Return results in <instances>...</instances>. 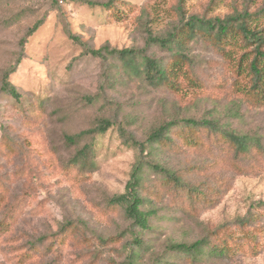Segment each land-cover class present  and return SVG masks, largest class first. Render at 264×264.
<instances>
[{"label": "rangeland", "instance_id": "rangeland-1", "mask_svg": "<svg viewBox=\"0 0 264 264\" xmlns=\"http://www.w3.org/2000/svg\"><path fill=\"white\" fill-rule=\"evenodd\" d=\"M92 1L0 0V264H264V103L246 93L257 44L239 36L223 51L209 38L187 39L173 86L129 76L109 57L103 93L101 60L67 32L95 48L145 49L169 64L172 51L149 45L150 34L167 35L194 15L251 14L264 36V0ZM19 57L10 76L17 100L1 84ZM186 118L216 123H180L146 149L144 158L178 181L146 167L141 194L156 214L137 245L138 229L110 204L139 154L125 141H146ZM104 120L105 132H89ZM226 131L253 142L239 151ZM199 239L208 243L200 255L170 249ZM222 246L224 255L213 252Z\"/></svg>", "mask_w": 264, "mask_h": 264}, {"label": "trees", "instance_id": "trees-1", "mask_svg": "<svg viewBox=\"0 0 264 264\" xmlns=\"http://www.w3.org/2000/svg\"><path fill=\"white\" fill-rule=\"evenodd\" d=\"M82 1L91 5L97 4V2L92 0ZM248 17H251V14L230 16L224 19L219 17L215 19H205L194 15L191 16L180 28L173 30L167 35L154 36L153 34H150L148 41L149 45H158L162 49L172 51L171 53L175 56V59L172 62H169V64H165L159 59L149 56L145 49H118L112 48L108 44L103 45L100 48H95L87 42L82 41L80 37L72 34L68 27L67 32L70 38L81 44L83 47V54L91 55L101 60L104 69L102 74L103 83L101 84V92L103 93L105 89V79H108V76L110 77V75H108L109 57L119 59L122 62L126 74L129 76L144 78L152 85L168 84L169 86H173L175 85L176 77L181 73L178 64L180 61L183 62V60L188 59L187 54H184L183 52L187 39H196L203 36L213 40L217 46L221 47L223 51H226L225 45H237V37L241 36L242 41H244L246 45H249L252 42L257 44V47L253 50L254 54L249 64V74L252 77V81L246 93L257 101L264 103V36H262L257 29L250 26ZM39 26L40 23H37L34 27L29 29L27 36L21 41L23 47L25 46L28 37L31 36ZM20 61L21 59L19 57L16 64L4 72L1 84V91L11 95L17 100L20 99V92L16 85L11 82L10 76L16 71L17 65ZM239 71L241 72L240 66ZM103 122L104 124L99 128H95L89 132H105L111 126V122L109 120H104ZM180 123H184V125L189 128L196 129L215 127L216 122L208 119L197 120L194 118H186L181 122L176 121L164 123L157 128L146 141H139L134 136H130L125 141L129 145L135 146L138 149L139 154L133 166L131 177L126 185L125 191L123 193L115 194L110 199V204L123 207L125 216L138 229L139 233L138 231L134 233V241L137 245L143 244L141 233L150 227V218L152 215L156 214L154 209L147 208L146 198L141 194V188L144 183L143 176L146 167H152L155 171L164 173L167 178L176 182L178 181V177L163 165L158 162L146 160L144 158L145 151L149 146L153 145V143L163 140L166 133L173 127L180 125ZM121 133L124 136L127 135V131L124 128L121 129ZM85 134L86 132H82L78 135L70 136L68 140L70 142H75L77 138L82 137ZM223 134L229 138V142H231L237 150L242 152L247 151L251 142H253V137L249 134L235 133L233 131H226L223 132ZM136 233L138 234L136 235ZM207 245L208 243L205 239H199L192 244L183 242L172 243L170 249L184 252L191 256H197L204 253ZM226 251L227 249L225 246L213 249V252L217 255H224Z\"/></svg>", "mask_w": 264, "mask_h": 264}]
</instances>
